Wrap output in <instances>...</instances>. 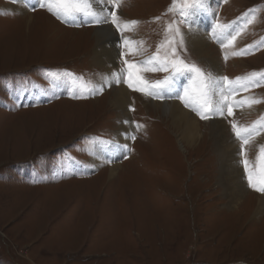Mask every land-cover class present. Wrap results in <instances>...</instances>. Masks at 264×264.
Masks as SVG:
<instances>
[{"label": "rangeland", "instance_id": "374dc122", "mask_svg": "<svg viewBox=\"0 0 264 264\" xmlns=\"http://www.w3.org/2000/svg\"><path fill=\"white\" fill-rule=\"evenodd\" d=\"M13 2L0 0V264H264V213H254L253 199L240 208L230 207L219 180L222 164L213 138L186 147L169 130V122L151 111L152 101L178 100L185 106L178 97L184 95L183 85H190L188 76L173 79L182 93L174 97L167 86L151 88L159 95H146L123 82L126 74L119 83L111 75L126 70L125 60L139 63L156 53L165 36L172 35L166 33L169 24L183 36V47L180 36L175 38L178 57L212 74L210 65L186 41L189 24L188 19L181 23L180 7L169 11L172 0H123L118 9L108 5L121 23H139L121 33L108 17L119 37L118 59L101 66L93 57L92 38V28L100 24L81 17L76 23L64 22L81 28L66 32L46 17L54 28L43 32L34 28L37 22L44 23L39 11L60 24L62 20L38 5L35 10L24 6L27 13L16 12L9 6ZM208 4L210 8L214 4L216 12L208 38L222 62L220 77L235 81L264 72V0ZM27 14L33 18L25 19ZM253 16L255 21L249 24ZM30 22L36 24L28 27ZM217 22L232 23L231 32L240 33L232 46L221 47L213 38ZM122 37L137 42L138 50L129 53ZM166 55L172 58L168 46L160 49L159 61L146 66L158 70L142 72L149 87L175 74L170 64L167 71L160 68ZM75 70L83 72L88 89L103 86V91L81 88ZM221 83L228 88L226 81ZM121 85L130 93V118L119 116L105 98ZM87 97L91 100H84ZM246 98L261 102L248 106L242 103ZM65 99L78 105L53 106ZM237 101L241 106H235ZM229 102L234 104L233 115L225 110L222 118L235 137L233 122L251 126L264 117V80L246 91L237 90ZM215 117L198 119L208 124ZM123 124L130 127L128 145L119 144L114 151L119 156L108 159L107 153L101 156L107 159L97 163L94 142L116 140ZM263 136L264 129L259 130L244 145V155L241 150L238 155L246 182L242 161L247 159L250 167L255 164ZM116 160L121 168L109 180L108 170ZM247 187L264 194L248 183Z\"/></svg>", "mask_w": 264, "mask_h": 264}, {"label": "snow or ice", "instance_id": "6c2138e0", "mask_svg": "<svg viewBox=\"0 0 264 264\" xmlns=\"http://www.w3.org/2000/svg\"><path fill=\"white\" fill-rule=\"evenodd\" d=\"M25 7H29L30 10H35V6L38 5L42 9H46L50 14L54 15L57 19L62 22H72L83 17L87 21L94 24L108 23V17H111V23L116 27L117 31L123 33L131 30L133 26L138 24V21H125L121 23L119 17L115 11H109L108 8L102 7L97 8L94 6V0H20ZM95 3L104 5H111L113 9H118L123 0H95ZM177 4L180 5L179 14L184 17L181 23L185 22L187 18L197 12H208L210 11L208 0H172V5L169 11L176 10ZM157 20L159 17L156 18ZM255 17L253 16L248 20V23H254ZM230 25L221 24L217 22L213 26V38L221 43V47H230L233 45L236 37L240 34L236 32L233 34L228 29ZM166 33L172 35H166L162 44L158 45L156 53L148 57L146 60L139 63H129L127 60L124 61L126 70L121 69L119 72L112 73L114 82L119 83L126 74L127 79L123 82L127 83L128 87L134 91H140L146 95H159L151 90V88H163L171 83L166 78L163 81H156L151 87L148 86L147 81L144 80L142 72L144 71H156L157 67H146L149 64H153L159 61V51L161 48L168 46L171 50L172 58L166 55L164 57V63L160 65L162 70L167 71L169 64L174 69L176 75L184 76L187 75L190 82L189 88H184V95L179 96L186 107H190L192 111L201 119H209L211 115H224L225 110L229 116L233 115L234 104L229 102V97H234L237 90H248L250 87H256L260 85V82L264 80V72L256 73L253 72L244 77H236L235 81L228 80L227 77L214 78L211 73H205L204 70L199 67L196 63H187L183 59H180L176 53L175 44L176 36H180L179 45L183 47L184 40L180 34L179 28H173L169 24L166 28ZM123 46L128 49L129 53H135L138 49L135 41L123 38ZM139 43H143L142 41ZM264 43V42H262ZM251 47V46H249ZM243 52H234L233 55H242ZM124 53H121L123 56ZM227 59V55L225 56ZM175 79V77H172ZM221 81H226L229 85L225 88ZM81 88L87 89L92 93L103 91V86L92 87L88 89L86 83L81 84ZM77 96L76 93H73ZM219 96V100H213V97ZM78 98V96H77ZM248 106L251 104H257L261 101L258 99H245ZM235 106H241L239 101L235 102ZM232 129L237 140L241 141V155H244V145L248 144L253 135H259V130L264 129V117L255 121L251 126H240L236 122L232 123ZM135 139V137H132ZM94 143L100 145L110 144V141H96ZM110 162V161H109ZM246 174L248 186L257 192L264 193V145L258 146V151L255 157V164L250 167V162L247 159L242 161Z\"/></svg>", "mask_w": 264, "mask_h": 264}, {"label": "bare ground", "instance_id": "6f19581e", "mask_svg": "<svg viewBox=\"0 0 264 264\" xmlns=\"http://www.w3.org/2000/svg\"><path fill=\"white\" fill-rule=\"evenodd\" d=\"M95 4H97V8L108 6L100 3H95ZM9 6L12 10L16 12L21 11L27 13L26 12L27 8L24 7L23 3H21L20 0H14V2ZM107 8L109 10L110 7ZM37 15L44 23L41 24L39 22L40 25H38V22L37 24L36 22H30L31 24L30 25L28 24V27L36 24L34 26V28L36 27L35 29L39 30L40 28V30H42L43 32H47L51 28H54L50 24V22L46 23L48 21L47 19L50 18V20H53L54 23L58 25L59 28L64 29V31L73 32L74 30V29H70L69 27L67 28L63 26L55 19H53L51 16L47 15V13L45 12L39 11ZM25 17H26L25 19H30L33 18V15L27 14ZM187 19H188L189 28L185 29L184 35L192 52L197 54L199 57L202 58L204 62H207L210 65V68L212 70V77L217 79L222 78L220 77L223 74L221 59L219 58V56L215 54L216 47L208 38L210 27H212L214 21L213 12L211 11V9L208 12H197L189 16ZM92 29L94 31L92 38L95 39L93 57L94 60L96 61V64L101 66H106L107 63L110 64H112L113 62L116 63L118 59L117 41L119 40V37L118 35H116L113 27L108 22V23H102L100 24V27H96ZM176 76H177L176 74L172 75L170 78L171 83L167 85V89L169 90V92L173 93L174 97L182 94L181 92H179V88L172 79V77H176ZM181 77L183 78V80H185L184 76ZM189 86L190 85H183L182 89L184 90V88H189ZM105 98L107 99L109 106L119 111L118 114L119 116H124L126 118L131 117V113L129 112V108H128L130 101V93L125 86L121 85L120 87H115ZM102 99L104 98L102 97ZM215 99L219 100V96L218 95L215 96ZM98 101L100 100H97V102ZM242 101L243 104H246L245 99ZM73 103L74 102L71 103L70 101L65 99L60 103L53 104V106L56 107V105L59 104L66 106L78 105ZM89 103L90 102H87L85 103V105ZM150 105L154 107L151 109V111H155L158 114L156 116L160 118V121L163 120V123L165 124L169 122L167 124L169 130H172L174 134H176L179 137L178 138L179 141L182 142V144H184L186 147L187 146L195 147L198 144H200L204 138L207 137L210 139L213 138V142L211 143L212 147L214 150L217 151L218 159L221 161L220 164H222V166L220 167L221 175L219 180L221 185L223 186L225 195L228 198L229 201L228 203L230 207L240 208L241 205H245L246 202H250L253 199L254 207H255L254 213L257 215L264 213V194L262 195L257 194L248 189L247 182L245 180L244 171L241 162H239L240 158L238 155H240V150H241L240 144L238 140L234 136H232V134L229 133L228 125L225 122V120L222 118L223 116L216 115L214 121L208 122V124L206 123L204 124L198 119V116L190 112L188 107L183 106V104H181L178 100H175L173 102L152 101L150 102ZM72 112L74 113L75 111L73 110L69 111L68 115L65 116V118L70 119L71 118L70 114H73ZM80 113L81 112H79L78 114ZM203 127L207 128V131L205 130L206 132L202 131ZM115 138L116 140L111 141L110 145L98 144L96 145V148L92 149L94 160L97 163L102 162L107 158L110 159V157L113 159L114 155L119 156L118 152H114V151L118 150L119 144H123L126 146L128 145L130 141V127L123 124L121 126V129H119L116 132ZM118 140L121 142H117ZM260 142L264 143V136L260 139ZM124 151L125 153L127 152V147H124ZM107 153H108L107 158L101 157L102 155H105ZM132 158L133 156L131 157V159ZM117 160L113 162L114 164L112 165V168L108 170L109 171L108 174H110L109 180L115 179L116 172L118 171L119 168H121L119 167L121 163H119L120 161Z\"/></svg>", "mask_w": 264, "mask_h": 264}]
</instances>
